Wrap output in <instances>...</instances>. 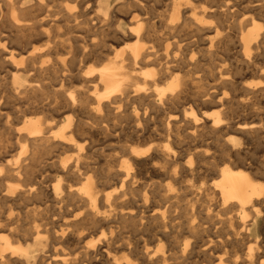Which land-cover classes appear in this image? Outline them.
<instances>
[{
  "label": "bare ground",
  "instance_id": "bare-ground-1",
  "mask_svg": "<svg viewBox=\"0 0 264 264\" xmlns=\"http://www.w3.org/2000/svg\"><path fill=\"white\" fill-rule=\"evenodd\" d=\"M118 1L0 0V264H264V0Z\"/></svg>",
  "mask_w": 264,
  "mask_h": 264
},
{
  "label": "rangeland",
  "instance_id": "rangeland-1",
  "mask_svg": "<svg viewBox=\"0 0 264 264\" xmlns=\"http://www.w3.org/2000/svg\"><path fill=\"white\" fill-rule=\"evenodd\" d=\"M65 2H67L68 4H71L70 6H72L73 5V3H72V0H64ZM118 3H119V1L118 0H105V4H108L109 5V7L111 8V10L113 11V14H115V12H116V7L115 6H117L118 5ZM168 3H169V0L167 1H165V3H164V5L162 4V5H158L157 7H156V10L155 11H151V12H149L146 16H150L151 18H153V21H155V22H157V21H159L160 19H162V18H165L166 17V15L168 14ZM117 7H119V6H117ZM117 14V13H116ZM122 19H125L122 15L120 16ZM123 24H124V20H123ZM125 28V26H123V29ZM64 31H63V29H61L60 30V33L62 34V37L61 38H56V40H63V39H65L66 38V36L64 35V33H63ZM164 32V28H160L159 29V34H162ZM167 43V42H166ZM43 43L41 42V43H39V45L41 46ZM165 45V44H164ZM171 48V47H170ZM156 49L157 50H159V53H163L164 52V50H163V44L162 45H160L159 43H157L156 44ZM60 54H62L61 56H63L64 57V53L63 52H60ZM65 57H67V56H65ZM93 62H90L89 64H92ZM85 66L86 65H82V67L83 68H85ZM6 91H5V89L2 87L1 88V86H0V102L3 104L2 105V112H3V114H2V112H1V117H0V125H1V123L3 122V123H5L6 122V120L7 119H4V117L7 115V114H9V120L10 121H12L13 122V120H14V116H13V110L10 108V106H9V104H8V102L6 103V99H4L5 98V96H6V93H5ZM39 101V100H38ZM8 106V107H7ZM24 106H26V105H24ZM6 114V115H5ZM4 116V117H3ZM42 116V115H41ZM6 118V117H5ZM2 119V120H1ZM3 125H1L0 127H2ZM2 129V128H1ZM98 149V148H97ZM94 150V149H93ZM175 150H176V154L177 155H180V151H181V149L180 148H175ZM180 152V153H179ZM57 150L55 151V152H53V154H55V155H57ZM14 152L13 153H10V154H8L7 156H6V159L8 160V159H11V157L12 156H14ZM69 153H66V154H63V153H61L60 154V156H65V155H68ZM4 207V205L0 202V210H2V208ZM263 226H264V222L263 223H261V225L259 226V231H260V233H258L259 234V239H262L263 238V236H262V228H263Z\"/></svg>",
  "mask_w": 264,
  "mask_h": 264
}]
</instances>
